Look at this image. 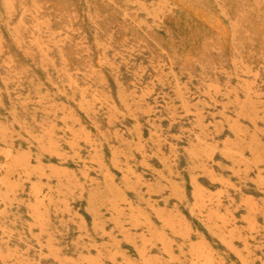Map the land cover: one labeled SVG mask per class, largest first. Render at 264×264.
Instances as JSON below:
<instances>
[{"label":"rangeland","instance_id":"374dc122","mask_svg":"<svg viewBox=\"0 0 264 264\" xmlns=\"http://www.w3.org/2000/svg\"><path fill=\"white\" fill-rule=\"evenodd\" d=\"M0 264H264V0H0Z\"/></svg>","mask_w":264,"mask_h":264}]
</instances>
